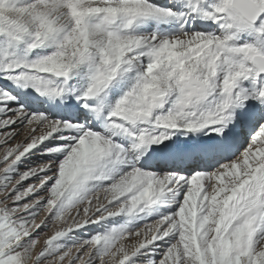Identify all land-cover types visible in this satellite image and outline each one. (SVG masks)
<instances>
[{
    "label": "snow or ice",
    "instance_id": "6c2138e0",
    "mask_svg": "<svg viewBox=\"0 0 264 264\" xmlns=\"http://www.w3.org/2000/svg\"><path fill=\"white\" fill-rule=\"evenodd\" d=\"M0 264H264V0H0Z\"/></svg>",
    "mask_w": 264,
    "mask_h": 264
}]
</instances>
